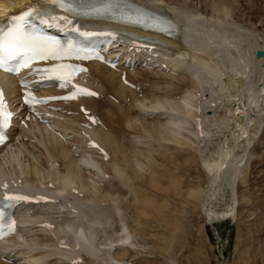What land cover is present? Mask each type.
I'll return each instance as SVG.
<instances>
[{
  "label": "bare ground",
  "instance_id": "1",
  "mask_svg": "<svg viewBox=\"0 0 264 264\" xmlns=\"http://www.w3.org/2000/svg\"><path fill=\"white\" fill-rule=\"evenodd\" d=\"M12 1L19 4L16 10L30 2L3 0L1 4ZM139 1L171 11L181 23L182 32L167 36L104 19L83 26L126 30L143 37L138 40L127 35L124 43L113 41L110 54L116 55V66L86 63L83 80L97 95L42 103L36 109L44 121L30 115L23 118L28 108L20 103L18 79L0 76L16 112L10 141L0 157V192L45 195L42 201L25 202L18 208L20 227L0 240V264H124L131 254L127 253L129 248L138 243L137 229L130 228L124 209L131 210V220L138 225L143 207L153 204L143 189V172H148L150 185L159 184L156 164L164 168L159 176L169 181L171 196L184 202L198 197L208 222L233 214L238 199L236 186L247 182V158L252 157L248 147L261 129L264 114V58L254 55L256 49H264V40L253 26L235 20V7L227 0ZM122 74L129 85L120 81ZM27 80L35 81L36 76L29 75ZM62 83L47 88L45 94L61 95L72 88L69 82L61 87ZM177 84H182L181 89ZM94 99L104 104L115 101L124 125L140 129V135L131 134V144L126 143L130 144V160L124 137L105 129L102 120L93 117V106L85 102ZM146 113L162 118L148 121ZM221 125L230 130V144L221 143L216 134ZM92 141L96 145H91ZM212 141L215 143L209 147ZM153 151L169 154L171 160L163 161ZM153 155L164 163H157ZM196 159L206 180L203 189L198 181L193 182L194 174H189L191 181L184 174L188 175ZM166 162L170 165L164 167ZM173 165L174 171H170ZM112 179L117 181L114 187ZM121 192L130 193L126 202ZM160 205L152 210L172 241L175 229L181 226L177 218L172 215L175 220H171L166 214L165 205ZM167 240L164 245L169 249L171 242ZM168 263L174 261L169 259Z\"/></svg>",
  "mask_w": 264,
  "mask_h": 264
},
{
  "label": "rangeland",
  "instance_id": "2",
  "mask_svg": "<svg viewBox=\"0 0 264 264\" xmlns=\"http://www.w3.org/2000/svg\"><path fill=\"white\" fill-rule=\"evenodd\" d=\"M227 1L232 2L234 4L231 5L233 8L235 7L233 10L235 20H237V22L239 23H242L243 25L253 26L254 30L256 31L255 33H258V36H261L264 40V0ZM229 2L227 3L230 4ZM139 75L140 77L145 76L141 73H139ZM147 78L150 79L149 76H147ZM177 85L178 88L181 89L182 84ZM113 94L114 96L116 95L114 92ZM103 102V100L94 99L90 102L85 103H87L89 106H93V117L98 118V121L102 120V124L103 127L105 126V129H113L119 134V136L121 135L120 138L124 137V140L126 139V142L123 140V138L122 141L123 144L125 143L124 146L126 148L127 159L130 160L131 154L129 145L131 143L129 141V136L131 134H139L140 129H138L137 125H133V127H135H132V129L129 126L124 125V121L121 120V117L118 116L117 111L115 110V106L113 104V102L115 101L112 102V100H110L105 104ZM111 114H113V116ZM156 116L160 117L159 115H156L154 113L145 114V117L148 121H153ZM160 118H162V116ZM260 120L261 129H259L257 135L251 141L249 145L250 148L248 147L249 151L252 152V157L250 156V159L249 157L247 158V182L237 184V204L235 206L233 214L228 218H225L220 221L208 222L204 217L201 202L198 197V199L196 197H193L190 201L184 202L177 199V197L171 196V190L167 187L169 185V181L167 180L166 182L164 178L165 176H159V174L161 173L160 171L162 169L161 164H156L157 166L161 165L160 167L154 166L155 168L160 169V171L156 169L157 172L159 171L158 176H154L156 177V179H161L160 182L163 181L162 183L159 182V184H156L154 186L150 185L146 179L148 176V172H143V183L145 182L143 185V189L146 191V194L149 193L148 196H150L153 204L146 205L145 207H143V220H140V222L138 223V225L140 224L139 226L137 224L136 226L131 220V210L128 209V212L126 211L127 208L124 209L125 216L128 218L130 217L129 219L126 218L128 224L131 223L129 226L132 227L130 228L134 229L135 227V229H137L136 231H134L135 229L133 231L137 235L135 241L138 242L137 246L135 245L136 248L135 246L129 248L127 253H131L130 255L132 257L127 254V257L128 255L129 257L126 258L127 260L124 264H169V259H172L174 261V264H264V114L262 115ZM136 127L138 130H136ZM224 127L226 126L221 125V128L217 129L218 131L216 134L220 139L221 143L223 141L226 142L224 143L225 145L228 143L230 144V130H225ZM137 131L138 133H135ZM224 137H227L226 140ZM215 141L218 142V139H216ZM213 142L214 141H212V144H209V147H212V145H214L215 142ZM126 143L130 144L127 145ZM238 150H236L235 152H238ZM37 151L34 152L37 153ZM42 152V148L40 147L38 153L41 154ZM156 152L157 151H153V153L157 154ZM160 154V152L157 154V157L159 159L162 158L163 160L164 158L163 161L170 159L168 158L169 154L168 156L166 155L167 158L165 155V157L163 156V153L160 157ZM165 154H167V152ZM154 155L152 156V158L156 156ZM157 157L154 158L155 161L158 160V162L164 163L161 162L162 160L159 161ZM198 161L196 159L193 164L191 163V167L188 169L189 171H187L188 175H186V173L184 174L185 176H187L185 177L186 179L190 178V173L191 175L194 174L193 177L191 176L193 178V182L198 181L200 187H202L203 189L206 184V180L204 175L201 174ZM166 163L163 164L165 165L164 167H166V165L168 164L170 165V163ZM173 167L174 165L170 167V171L171 169L174 171ZM156 170L155 173L157 174ZM162 170H164V168ZM176 170L177 171L175 173H178V169ZM129 171L130 168L128 169V172ZM183 177L184 176L182 175L181 179ZM188 180L191 181V178ZM112 181L111 186L114 187L118 179L117 181H114L112 179ZM159 185H161V188L159 187ZM168 190L169 193H167ZM126 191L128 190H125V192ZM129 195L130 193L127 192L125 194L122 193L120 196H125V198H128ZM127 198L124 199L125 202ZM155 202L157 204H154ZM160 204L165 205V208L167 209L166 214L170 215L171 220H175L177 218L176 222H178L180 224L179 226H181L175 229L172 241H169L171 239L170 236L167 238L168 233H165L166 231L164 230V226L161 225V221L155 217L156 215L152 210L153 206H159ZM149 207H151V209ZM147 215H150V219ZM172 215L175 217V219ZM114 226L115 223H113V228H115ZM143 227H146V230ZM181 230H183L184 232ZM164 233L166 234V236H164ZM165 240L171 242V246L169 249L164 245L166 244ZM126 246H128V244H126Z\"/></svg>",
  "mask_w": 264,
  "mask_h": 264
},
{
  "label": "snow or ice",
  "instance_id": "3",
  "mask_svg": "<svg viewBox=\"0 0 264 264\" xmlns=\"http://www.w3.org/2000/svg\"><path fill=\"white\" fill-rule=\"evenodd\" d=\"M75 15L107 16L124 23L155 26L162 32L169 31L171 28L170 23H163V17H157L152 10L142 6L130 8L119 3L118 0H102L98 4L85 3L84 0H30L18 11L8 10L2 17L6 23H0V70L19 73L22 69H30L32 74L38 72L55 74L63 81L61 84L63 87L72 71H83L84 69H75L72 65L63 63L55 64L50 68L35 69L32 68L33 63L47 60L60 61L71 58L73 55L77 59L95 58L103 61V56L95 49L84 47L71 40L67 43L62 42L45 31V28L56 27L62 30L65 26L71 27L73 21L69 17ZM73 30L79 31L78 27L73 28ZM80 35L88 38L96 34L84 31ZM101 35L111 37V39L117 38V34L114 32H105ZM106 62L112 63L111 61ZM61 70L67 75L63 74ZM21 86L27 87L23 80H21ZM73 87L75 88V85ZM77 92L97 95L90 90L79 88L63 99L75 98ZM48 99H56V97H49ZM35 100L36 98L32 96L30 91L23 93L25 104L30 105ZM6 108L4 94L0 91V145L6 142V129L10 127L13 115ZM89 119L95 122L93 117H89ZM5 199L20 201L29 198L26 196H6ZM3 220L4 213L0 211V237L4 234ZM7 228L9 232L14 231V221H9Z\"/></svg>",
  "mask_w": 264,
  "mask_h": 264
},
{
  "label": "water",
  "instance_id": "4",
  "mask_svg": "<svg viewBox=\"0 0 264 264\" xmlns=\"http://www.w3.org/2000/svg\"><path fill=\"white\" fill-rule=\"evenodd\" d=\"M254 55L256 58H264V49H256L255 52H254Z\"/></svg>",
  "mask_w": 264,
  "mask_h": 264
}]
</instances>
